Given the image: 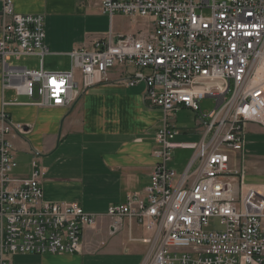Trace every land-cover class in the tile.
Masks as SVG:
<instances>
[{"label":"built area","instance_id":"obj_1","mask_svg":"<svg viewBox=\"0 0 264 264\" xmlns=\"http://www.w3.org/2000/svg\"><path fill=\"white\" fill-rule=\"evenodd\" d=\"M101 10L147 18L150 30L109 31L89 47H74L67 70L49 71L43 69L49 53L43 15L18 13L12 0H3L4 87L38 106L71 107L108 81L113 67L131 68L125 83L143 82L146 105L165 117L155 132L148 186L110 205L109 218L146 230L140 241L148 247L147 264H264V191L244 186L236 157L246 125L264 129V0H101ZM22 57H36L39 68L10 64ZM203 99L214 108L202 110ZM179 107L196 113L199 141L174 140L178 131L168 115ZM14 130L22 132L1 111L0 264L15 254L80 252L82 231L97 215L76 201H46L36 158L28 176H14ZM178 148L192 150L181 173L169 166Z\"/></svg>","mask_w":264,"mask_h":264},{"label":"crops","instance_id":"obj_2","mask_svg":"<svg viewBox=\"0 0 264 264\" xmlns=\"http://www.w3.org/2000/svg\"><path fill=\"white\" fill-rule=\"evenodd\" d=\"M12 3L18 13L44 17L49 51L43 59L45 70H67L69 52L74 47H89L109 31L117 35L130 33L117 24L125 15L110 17L103 13L101 0ZM2 5L0 0V12ZM25 58H35V62L30 64ZM10 64L40 66L36 57H22ZM131 72V68L115 66L108 81L90 87L71 107H53L38 106L27 95L5 88L0 69V112L5 111L22 129L11 134L17 161L14 176H28L31 161L36 158L43 168L40 182L46 201H76L84 211L97 215V222L82 231L80 252L9 255L10 264L148 263V247L140 241L147 235L146 230L126 220L117 224L107 215L110 205L123 203L130 194L144 193L156 163L155 132L165 117L160 108L146 105L143 82L125 83ZM210 100L200 102L202 110L209 109L203 102ZM168 121L178 131L175 141L201 139L202 127L193 110L179 107L169 113ZM191 154V149H175L169 166L181 173ZM236 157L243 169L244 186L264 191V129L259 124L246 125L244 147Z\"/></svg>","mask_w":264,"mask_h":264},{"label":"rangeland","instance_id":"obj_3","mask_svg":"<svg viewBox=\"0 0 264 264\" xmlns=\"http://www.w3.org/2000/svg\"><path fill=\"white\" fill-rule=\"evenodd\" d=\"M134 17L126 16L123 17L117 24L121 29L129 31L130 33H135L137 31H149L150 30V20L143 17ZM26 59V58H25ZM28 63L33 64L35 58H27ZM212 100L203 102L204 107H209V109L214 108Z\"/></svg>","mask_w":264,"mask_h":264}]
</instances>
